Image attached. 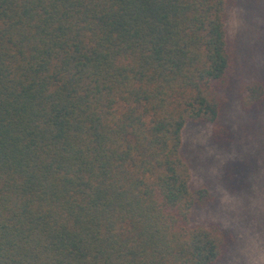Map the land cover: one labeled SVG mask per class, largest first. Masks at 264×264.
<instances>
[{
	"label": "trees",
	"instance_id": "trees-1",
	"mask_svg": "<svg viewBox=\"0 0 264 264\" xmlns=\"http://www.w3.org/2000/svg\"><path fill=\"white\" fill-rule=\"evenodd\" d=\"M234 0H0V264H217L182 133L236 95ZM264 122V121H263ZM264 128V125L262 126ZM231 142V141H230Z\"/></svg>",
	"mask_w": 264,
	"mask_h": 264
},
{
	"label": "rangeland",
	"instance_id": "rangeland-1",
	"mask_svg": "<svg viewBox=\"0 0 264 264\" xmlns=\"http://www.w3.org/2000/svg\"><path fill=\"white\" fill-rule=\"evenodd\" d=\"M226 23L237 86L264 81V0H234ZM264 112L245 113L229 98L219 127L228 138L214 140L207 124H188L182 133L192 184L208 189L212 200L195 208L193 225L218 228L232 238L217 264H264Z\"/></svg>",
	"mask_w": 264,
	"mask_h": 264
}]
</instances>
